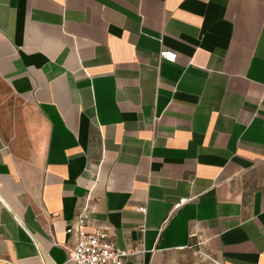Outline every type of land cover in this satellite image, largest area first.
I'll return each instance as SVG.
<instances>
[{"label": "crops", "instance_id": "1", "mask_svg": "<svg viewBox=\"0 0 264 264\" xmlns=\"http://www.w3.org/2000/svg\"><path fill=\"white\" fill-rule=\"evenodd\" d=\"M85 207L123 264H264V0H0V264Z\"/></svg>", "mask_w": 264, "mask_h": 264}, {"label": "built area", "instance_id": "2", "mask_svg": "<svg viewBox=\"0 0 264 264\" xmlns=\"http://www.w3.org/2000/svg\"><path fill=\"white\" fill-rule=\"evenodd\" d=\"M160 59L174 63L177 59V54L173 51L162 50ZM188 202L189 199H182L179 206ZM137 211L145 214L147 209L144 206H140ZM89 216L87 207L78 216V240L70 260L75 264H123L124 259L132 255L133 252L117 247L114 242L109 240L107 230L97 229L93 232L84 230ZM67 233H73V228L69 227Z\"/></svg>", "mask_w": 264, "mask_h": 264}]
</instances>
